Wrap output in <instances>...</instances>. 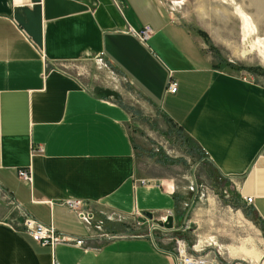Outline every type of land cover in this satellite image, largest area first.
I'll use <instances>...</instances> for the list:
<instances>
[{
	"label": "crops",
	"instance_id": "obj_1",
	"mask_svg": "<svg viewBox=\"0 0 264 264\" xmlns=\"http://www.w3.org/2000/svg\"><path fill=\"white\" fill-rule=\"evenodd\" d=\"M224 1L191 0L177 16L164 0H0V190L22 218L82 241L39 246L22 221L0 219V264H179L148 237L106 239L116 235L103 231L114 217L164 220L170 212L173 223L182 188L171 165L137 148L147 149L131 106L90 87L69 63L118 74L138 107L198 148L264 235V84L227 71L183 25L201 29L216 49L243 40L246 15L212 4ZM145 26L151 33L142 42L133 32ZM22 169L29 184L16 177ZM68 200L92 220L80 221Z\"/></svg>",
	"mask_w": 264,
	"mask_h": 264
},
{
	"label": "rangeland",
	"instance_id": "obj_2",
	"mask_svg": "<svg viewBox=\"0 0 264 264\" xmlns=\"http://www.w3.org/2000/svg\"><path fill=\"white\" fill-rule=\"evenodd\" d=\"M190 1L164 0V3L170 8V12L177 14L178 11L177 16H182ZM224 2L212 4L222 5L219 7L227 10H235L234 7L238 6L237 12L250 18L256 28L255 33L243 40H239L240 36L234 37L230 42L220 43L217 49L205 33L207 41L200 38L207 50L212 52L210 53L215 59L218 58L219 64L227 71L236 72L243 81L264 84V0ZM234 13L236 14V10ZM183 25L189 31H201L194 25ZM66 67L70 72H80V76L91 80L90 87L107 89V94L118 93L120 100L131 106L130 109L137 116L135 123H132V129L140 133L147 149L140 146L137 148L145 154H154L158 161L165 157L163 161L171 165L176 183L182 188L180 208L174 214L177 218L172 223L174 230L157 227L153 221L142 216L114 217L111 221L115 224L108 229L115 232L116 235L113 236L148 237L156 246L173 252L176 259V240H183L184 257L201 264H264V235L257 229L258 222L254 215L250 212V216H246L248 218L244 216L248 210L241 204L236 192L226 186L223 178L203 159L201 152L195 149H191L193 151L190 154L187 152L188 139L183 141L184 136L179 131L157 120L154 110H150V114L148 108L138 107L141 101L131 87L113 70H108V67L97 70L92 62L69 63ZM0 219L15 225L18 220L23 219L20 210L1 190Z\"/></svg>",
	"mask_w": 264,
	"mask_h": 264
},
{
	"label": "built area",
	"instance_id": "obj_3",
	"mask_svg": "<svg viewBox=\"0 0 264 264\" xmlns=\"http://www.w3.org/2000/svg\"><path fill=\"white\" fill-rule=\"evenodd\" d=\"M151 31L150 29L145 26L141 28L139 31L133 32V34L142 42L147 40L149 37ZM176 90V85L173 81L170 79L167 82L166 85V92L173 94ZM16 177L20 181L29 184L31 181L29 171L27 169L17 170L16 171ZM243 201L245 204L251 203V198H243ZM66 208L73 211L77 218L80 221H83L85 223H89L92 220V214L83 209V204L76 200H68L64 202L63 204ZM172 216L170 212L166 213V215L163 217ZM22 230L31 238L33 242L38 244L39 246H49L53 247L56 244L65 243V244H74L75 246H81L82 241L81 240H75L72 238L65 237L64 235L57 234L55 230L52 228V226H44L43 224L37 222L35 219L28 215L23 216L22 224H21ZM106 239L114 238L113 235L105 236ZM176 252H177V261L179 264H195L198 263L196 260H193L191 258H185V246L183 245V242L181 240H176ZM51 264H58L55 261L52 260Z\"/></svg>",
	"mask_w": 264,
	"mask_h": 264
},
{
	"label": "water",
	"instance_id": "obj_4",
	"mask_svg": "<svg viewBox=\"0 0 264 264\" xmlns=\"http://www.w3.org/2000/svg\"><path fill=\"white\" fill-rule=\"evenodd\" d=\"M141 215L146 220L153 221L157 227L163 228L165 230L172 229V217L171 216L165 217L164 220H156V219H153L151 213H149V212H143Z\"/></svg>",
	"mask_w": 264,
	"mask_h": 264
},
{
	"label": "trees",
	"instance_id": "obj_5",
	"mask_svg": "<svg viewBox=\"0 0 264 264\" xmlns=\"http://www.w3.org/2000/svg\"><path fill=\"white\" fill-rule=\"evenodd\" d=\"M195 35H197V36H199V37H201V38H203V40H205V41H207V37H206V35L204 34V32H202V31H200V30H194L193 29V31H192ZM185 139H187V138H185L184 137V139H183V141H185ZM187 142H188V146H189V148H188V150H187V152L190 154V152H192L193 150H191V149H195L196 151H198L197 149L198 148H196V146L191 142V141H189V140H186ZM161 156V155H160ZM161 157H163V156H161ZM162 160H165V157H163V159ZM175 161H173V163H174ZM104 221V220H103ZM108 225H110L109 223H107V222H105L104 221V226H103V231H108Z\"/></svg>",
	"mask_w": 264,
	"mask_h": 264
},
{
	"label": "bare ground",
	"instance_id": "obj_6",
	"mask_svg": "<svg viewBox=\"0 0 264 264\" xmlns=\"http://www.w3.org/2000/svg\"><path fill=\"white\" fill-rule=\"evenodd\" d=\"M242 21H243V30L245 33V35L243 34V36H244V39H246L248 36H251L255 33L256 28L253 26V24L251 23V20H249L247 16L243 17ZM262 59L264 61V56H262ZM195 264H201V263H195Z\"/></svg>",
	"mask_w": 264,
	"mask_h": 264
}]
</instances>
